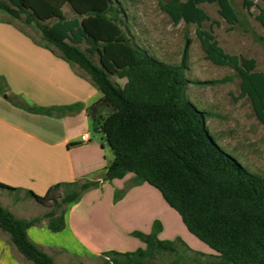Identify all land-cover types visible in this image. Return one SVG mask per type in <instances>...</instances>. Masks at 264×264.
Segmentation results:
<instances>
[{"label":"trees","instance_id":"trees-1","mask_svg":"<svg viewBox=\"0 0 264 264\" xmlns=\"http://www.w3.org/2000/svg\"><path fill=\"white\" fill-rule=\"evenodd\" d=\"M174 24L184 21L197 26L206 58L218 66H229L241 79L242 95L248 96L258 120L264 124V73L255 59L232 55L219 45L213 28L204 29L210 16L202 4H217L219 14L235 26L240 15L232 0H157ZM245 9L258 7L256 20L264 29V0H241ZM70 5L75 13L68 18ZM0 14L23 25L35 26L40 38L33 41L86 73L102 97L87 109L93 132L102 136L113 153L103 181L123 180L126 187L114 193L120 201L136 186L149 184L181 216L183 223L213 253L189 247L181 238L161 239L159 220L151 232L131 234L144 243L131 251L109 250L97 258L99 264H156L170 256V264H264V176L250 171L226 151L207 125L211 113L199 108L188 96L187 76L190 40L182 59L169 64L134 41L128 16L118 0H0ZM116 77L126 82L121 85ZM229 78L200 84L226 83ZM0 76V92L6 94ZM9 101L26 111L51 115L53 111L75 112L81 104L66 107H35L18 95ZM100 181L62 182L43 196L26 191L44 212L32 218L17 217L0 202V228L9 243L33 264H57L29 237L28 230L47 222L52 232L66 228L68 207L97 188ZM0 190L19 194L22 189L0 182Z\"/></svg>","mask_w":264,"mask_h":264},{"label":"crops","instance_id":"crops-1","mask_svg":"<svg viewBox=\"0 0 264 264\" xmlns=\"http://www.w3.org/2000/svg\"><path fill=\"white\" fill-rule=\"evenodd\" d=\"M5 16L0 14V76L7 88L6 94L0 92V182L22 192L2 190L0 196L10 198V206L0 202L17 217L32 218L41 215L44 208L26 191L43 196L57 183L100 181L97 188L68 207L63 231L52 232L44 221L28 230L31 240L56 263L65 259L81 262L109 250L143 248L144 243L131 233H149L159 220L163 225L161 239L180 236L197 251L213 253L149 184L131 188L114 202L115 191L124 188L128 176L113 182L102 180L113 153L108 154L109 146L102 137L93 136L86 112L102 97L101 91L81 69L36 44L19 23ZM7 95H18L35 107L81 104L82 109L55 110L51 115L34 113L13 105ZM84 135L86 141L82 140ZM8 240L9 235L0 228V264H23L22 255Z\"/></svg>","mask_w":264,"mask_h":264},{"label":"rangeland","instance_id":"rangeland-1","mask_svg":"<svg viewBox=\"0 0 264 264\" xmlns=\"http://www.w3.org/2000/svg\"><path fill=\"white\" fill-rule=\"evenodd\" d=\"M118 1L122 2L128 16L129 28L135 36L134 41L161 61L169 64L179 63L185 43L187 39L190 40L187 61V76L191 81L188 88L190 100L199 108L211 113L207 125L217 142L250 171L264 176V124L258 120L251 99L242 95L241 79L236 75V71L229 66H218L208 60L197 37V26L188 25L184 21L174 24L171 17L161 9L157 0ZM232 3L240 15L239 24L229 25L219 14L217 4L205 3L201 7L210 16V21L205 22L204 29L213 28L216 39L225 52L255 59L257 70L264 73V29L256 20L259 9L254 6L251 10H247L241 0H232ZM255 3L259 6L263 5L262 0H255ZM64 11L68 18L75 16L72 7L68 4L64 6ZM23 28L34 38H40L35 26L23 25ZM224 78L229 80L218 84L198 83ZM113 80L121 85L126 82L116 77H113ZM92 133L101 140V135L93 130ZM110 151L108 148V154ZM132 177L133 175H128L124 187L130 184ZM149 187L156 190L152 186ZM0 200L5 206H10L11 200L7 196H0ZM166 240L174 239L168 237ZM15 254L18 255L17 252ZM23 257L22 255L20 258L23 264H33ZM170 261V256H164L158 258L155 263L170 264ZM99 263L98 258H84L81 262L65 259L58 261L57 264Z\"/></svg>","mask_w":264,"mask_h":264},{"label":"built area","instance_id":"built-area-1","mask_svg":"<svg viewBox=\"0 0 264 264\" xmlns=\"http://www.w3.org/2000/svg\"><path fill=\"white\" fill-rule=\"evenodd\" d=\"M82 140L83 141H86L87 140V137L84 135V136H82Z\"/></svg>","mask_w":264,"mask_h":264}]
</instances>
